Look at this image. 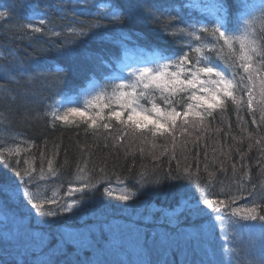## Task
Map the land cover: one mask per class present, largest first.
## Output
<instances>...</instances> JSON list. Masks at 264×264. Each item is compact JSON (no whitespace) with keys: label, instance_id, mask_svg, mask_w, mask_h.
<instances>
[{"label":"trees","instance_id":"1","mask_svg":"<svg viewBox=\"0 0 264 264\" xmlns=\"http://www.w3.org/2000/svg\"><path fill=\"white\" fill-rule=\"evenodd\" d=\"M118 2L123 7L126 21L102 41L91 34L79 37L76 32L67 30L69 27L86 29L87 25L94 22L91 15L79 12L72 0H0V11L10 10L9 17L0 19V51L3 53L0 56L3 61L0 68L8 71L7 77L0 74V157L4 158L0 159V180L7 181L12 176V170L5 164V160L13 168L17 166L16 161H19L22 171L34 169L33 175L37 177L29 185V189L34 193V199L44 204L43 211H62L60 205L65 200L68 203H72L73 199L78 200L77 207L73 208L77 215L65 211L61 217L38 218L35 210L23 198H10L0 192V197H6L7 205L12 207L6 210L7 217L12 218L14 223L19 218L29 221L27 228L31 230L30 222L34 220V225L54 226L55 231L78 229L87 224L88 219L94 222L120 214L141 224V211L150 215L151 222L157 221L159 219L155 218L160 216L159 209L170 210L178 205L171 203L175 195L170 192L169 182L166 180L160 185L140 188L136 184L139 173L146 172L148 178L155 179L163 177L169 171L175 173L179 170L182 174L186 167L190 168L194 179L200 178V190L195 193L196 198L204 193L206 198L213 201L224 200L229 203L231 199L235 201L231 208L240 211H244L245 205L251 208L255 202L258 205L257 211H260L264 208V120L261 119L262 112L249 110L247 100L239 110L231 100L216 106L212 117L204 120L200 129L194 133L195 136L180 146L168 144L169 141L150 134L142 135L138 144L128 142L127 138L118 141L121 126L113 120L107 130L101 126L102 121L97 120V129L93 131L76 119L68 122L55 119V115L60 113L52 109L55 101L50 99V84L61 83L63 92L81 84L91 70V61L102 55L112 54L110 46H114L116 42L111 37L117 36L128 41L141 39L171 48L177 47L176 41L181 44L188 42L187 37L178 31L175 37L168 34L173 29L162 31L168 22L164 14L170 10V0ZM99 3H111V0H89L88 11L96 12ZM237 3L238 0H229L232 10L237 8ZM34 12L43 14L47 21L45 25L38 24L39 17ZM65 13L67 16L62 19ZM153 17H159L161 23H154ZM29 22L44 31L35 33L24 28L23 25ZM101 23L106 24L107 20H102ZM133 26L137 29H132ZM53 32L60 35H52ZM69 45L71 46L67 48ZM50 65L59 66L62 71L58 74ZM19 68L24 69V72L14 70ZM37 72L42 77L29 83L27 77L35 76ZM107 115L108 113L104 114V117ZM253 119L255 123L252 122ZM114 144L116 147H113ZM153 146L161 148L159 151L152 150ZM50 159L53 161L52 171H49ZM81 168L84 171H80ZM100 169L104 170L103 173ZM89 176L93 177L91 184L94 187H90L85 193H76L75 197L65 194L70 186H80ZM109 184H119V188L124 191L121 195H130L132 200L124 202L118 197L107 196L105 188ZM50 200L58 203H49ZM130 205L138 209L137 213L126 210ZM155 206L159 207L154 208ZM6 213H3L4 217ZM26 214H32L34 219L27 218ZM180 219L190 220L187 215ZM52 231L49 230L53 234ZM100 235L101 239L94 242L96 251L77 246L76 243L65 250L63 245V249L57 250L56 264H64L69 260H79L86 264H153L156 258L149 256L145 259L143 254L131 260L132 253L128 252V247L123 254H118L115 249L119 250L121 246L117 247L112 243L110 246V237L103 236L102 230ZM50 240L51 245L58 241L53 236ZM192 242L185 240L184 252L189 255L188 244H191L190 248L196 256L199 254V246H202L198 242ZM260 249L264 252V245H260L259 249L249 247L239 258L243 263L249 264L245 257L250 254L261 264L264 256L252 252ZM170 254L173 257L171 260L163 256L165 264H181L179 260L186 258L177 253ZM193 255L188 262L201 264L198 261L190 262L194 260ZM15 259L16 256L0 255V260L7 264H15ZM157 261L161 264L160 258ZM201 261L208 264V260ZM188 262L186 260L184 264Z\"/></svg>","mask_w":264,"mask_h":264},{"label":"snow or ice","instance_id":"2","mask_svg":"<svg viewBox=\"0 0 264 264\" xmlns=\"http://www.w3.org/2000/svg\"><path fill=\"white\" fill-rule=\"evenodd\" d=\"M72 2L78 6L81 14L88 13L94 21L87 25L86 29L83 27L79 30L74 27L67 29L69 32H76L79 37H88L91 34L99 40H106L126 21L123 7L118 0H111V3H99L97 11L94 13L88 11L89 0H72ZM168 7L170 10L164 14L168 22L162 31L173 29L168 32L173 37L178 31L182 36L189 38V41H194L195 45L192 42L181 44L176 41L179 51L159 50L153 61L145 62L142 66L132 69L127 77H116L107 81L98 90L94 88L92 91L85 92V102L82 106H72V102L65 105L63 115L57 114L55 119L68 122L69 114L80 116L84 118L82 122L87 125V128L93 131L97 129V120L102 121L101 126L105 130L111 127L110 121L115 120L121 126V134L117 137L119 141L123 140L129 130L141 135L150 134L153 137H162L165 134L173 135L177 120H182L186 125L193 115L203 123L206 118L212 117L213 110L217 105H223L228 100L236 103L234 92L243 91L245 88L248 93V108L251 110L252 88L244 85V77L241 76L237 80L235 73L230 78L226 77L225 70L216 62L213 54L219 56L227 48L229 53L235 55L234 46L238 44V59L241 61L239 66L244 73L248 74L249 84H254V77L259 80L261 93L264 94V75L261 74V71L264 70V28L261 29L259 36L254 30V25L257 22L264 25V7L261 8L259 15H253L247 11L249 6L241 3L238 5V10L242 9L243 11H240V15L235 18L229 0H214L211 5L203 3V0H175ZM197 12L201 15L197 16ZM34 15L39 17V25L46 24L47 21L43 14L34 12ZM9 16L10 10L0 11V19ZM66 16L65 13L61 18H66ZM102 20H107V23H101ZM153 22L161 23V20L159 17H153ZM23 27L31 29L35 33L44 31L32 22L23 25ZM52 35L59 36L60 33L53 32ZM208 37L212 39L209 40ZM185 48L187 50H184ZM190 53H194L195 57ZM257 58H259L258 67L253 68L252 64ZM99 59L103 65V58ZM14 70L24 72L22 68ZM61 71L62 69L57 66L56 72L59 74ZM41 77L42 74L37 72L35 76H28L27 81L31 83ZM12 79L16 78L12 77ZM57 79H59V75ZM117 81L119 82L117 83ZM109 87L111 93L108 95V99H115L120 110L110 109L107 117H104L98 102ZM125 89H131V91ZM13 99L15 98L13 97ZM141 100L151 103V108L146 109L140 103ZM158 100L165 107L162 108L157 102ZM178 104L181 106V111L176 110ZM103 107H108V104ZM89 108L96 109L94 114L89 113ZM261 112V119L264 120V108L261 109ZM252 122L255 123V119ZM56 147L58 148V146ZM113 147L116 145L114 144ZM41 157L43 158V153H41ZM174 158L175 155H173ZM0 159L4 158L0 157ZM48 163L49 171H52L53 161L50 159ZM5 164L12 170V176L7 181L0 180V192L10 198H23L24 202L30 204L31 209L35 210L38 218L61 217L65 211L73 215L78 214L73 212V208L77 207V199H73L72 203L65 200L60 205L62 211H43L44 204L37 202L34 199V193L29 189V185L36 180L33 175L34 169L22 171L19 168V161H16L15 168L8 160H5ZM79 170L84 171L83 168ZM100 171L103 173L104 170L100 169ZM52 174L55 175V172ZM41 178L43 177L41 176ZM92 179L93 177L89 176L79 187L70 186L67 195L75 197L76 192L85 193L90 187H94L91 184ZM165 180L169 182L170 192L173 195H180L181 200L177 207L171 210H158L159 219L163 224L179 227L181 216H210L212 218L208 222L210 229L214 231L218 227L222 237L227 235L225 219L228 220L227 227L229 229L237 225L254 226L242 224L243 221L260 222L259 226L264 233V214H261L264 212V208L257 211L258 205L253 202L251 208L245 205L244 211H240L231 208V204L235 202L231 199L229 203L224 200L213 201L206 198L204 193L196 198L195 193L200 190V178L194 179L190 174L189 167H186L182 174L179 170L175 173L169 171L163 177L155 179L148 178L146 172H141L136 184L140 188H144L153 184L160 185ZM106 191L108 190L106 189ZM118 199L127 202L132 200V196L121 195ZM49 203H58V201L50 200ZM228 208L231 209L230 213L223 211ZM61 243L67 250L72 244L78 243V240L70 235L66 239L62 237ZM224 251L227 253L228 249H224ZM45 264H54V262L46 261ZM64 264H86V262L69 260ZM201 264L204 262L201 261ZM208 264H213V262L209 261ZM261 264H264V261Z\"/></svg>","mask_w":264,"mask_h":264},{"label":"rangeland","instance_id":"3","mask_svg":"<svg viewBox=\"0 0 264 264\" xmlns=\"http://www.w3.org/2000/svg\"><path fill=\"white\" fill-rule=\"evenodd\" d=\"M125 90H127V89H125ZM252 96H253L252 109L254 108L258 113H260L261 112L260 106H262V105L264 106V94L261 93V87H260L259 80H258V83L256 84V86L252 90ZM246 98L248 100V94L246 95ZM239 100H241V99H239ZM240 102L241 101H237L238 104ZM149 104H151V103H149ZM115 110H120V109L118 108ZM179 111H181V110H179ZM73 119H76L78 121H83L84 118L80 117V116L73 115V114H69L68 120H73ZM113 121H115V120H113ZM116 124H118V123L116 122ZM201 124L202 123L199 121V119L196 118L194 115L189 118V122L186 125L183 123L182 120L178 119L177 120V126L173 130V135L165 134L164 136H162V137L159 136V137L169 141L168 144H170V143H171V145H178L179 144V146H180V145H182V143H185V142L188 143L190 141V139L195 136L194 133L198 129H200ZM113 130H116V129H113ZM141 136H142L141 134H138V133H135V132L129 130L128 134L124 138H127L128 142H132L133 144H138V142H141V138H142ZM160 148L161 147L153 146L152 150L158 149V151H159ZM141 151H145V150H141ZM34 177H37V176L34 175ZM119 187H120L119 184L118 185L117 184L116 185L115 184H109L105 188L108 190V191H105L107 196L119 197L124 192ZM67 193H68V191H66L65 194H67ZM76 193L79 194L80 192H76ZM37 195H39V192ZM177 196H178V198L175 195L174 198L172 199V201H171L172 204H178V202H180L181 197H180V195H177ZM171 203L170 204L168 203V204L172 205ZM91 204H93V203H91ZM131 205H130V207H127L126 210H128L129 212L132 211V212L137 213L138 209L131 207ZM158 207L155 206L154 208H158ZM174 207H177V206L175 205V206L171 207L170 210L173 209ZM150 209H152V208H150ZM2 211H0V214L2 213ZM30 215L32 216V214H30ZM187 216H188V219H190V220H186V221L184 220L183 221L180 219L179 227H174V226L170 227L167 224H163L161 222V220L159 219L160 216L155 218V219H159V220L152 221V223H148V221H150V220H147L145 224L157 225L159 227L166 226L168 228V230L167 231L159 230V232H160L159 234H156L155 232H153L154 237L152 240H149V243H147V244H139V241L142 242L145 239H147V237L140 238L137 233H135V232H133V230H131L129 233H126V234H128V236L121 237L120 239L118 238L117 242L115 244H113L117 247L121 246V248L119 250L118 249H115V250L118 251V254H123L124 250L129 245H132V243H134V244H137V247L134 248L132 252H130V253H132V254H130L131 260H132V258H137L138 256H143V254H144L145 259L147 257L149 258V256H153V257H156V258H154L155 260L153 259L154 262L156 261V264H159V262L157 261L158 258H160L161 264H165V261H164L165 257L169 258V260H171L173 258L167 249L169 247H174L175 244H178L177 238L175 236V230H177V231H185V230L188 231L191 234V236L193 237V240L197 239L199 241V244L203 245L204 247H206V246L208 247V245H209L208 240H209V238H211L210 232H208V228L205 229L206 230L205 231L204 228L199 229V227L196 226V224L194 225L193 223H195V221L200 222V221L205 220V219L208 220L209 217L208 216H195V215H187ZM120 217L121 216L114 217L115 223H117V225H119V223L121 221V220H119ZM2 219L3 218H1V216H0V232H3V234H4L3 236H4L5 241L7 240V236H6L7 234H10V237L12 236V239H14L15 237L18 239H21V243H14V245H12L11 250H12L13 254L18 255L20 257H23V259H25V257L27 256V259L34 261V264H44L45 260L50 259V261H52V258L54 259L55 255L53 256V251H54V248H57L58 246L57 247L54 246L53 248L51 246L45 254L42 253V251L45 249V246L48 244L49 239H51L52 236L55 238H58V245L59 246L63 245L61 243L62 237L66 239L67 237H69L71 235V236H75V238L78 240V243H76L77 246L85 247L87 249L90 248L93 251L95 250L94 240L93 241L91 240L92 238L90 237V232H89V229H90L95 233V235L97 234L98 229H97V227L95 228L94 225L91 227H88V228L84 227V228H81L78 230H73V229L67 228L66 230L59 231V234L55 233V230H54V234H52L51 232H49V230H52L51 228H53L54 226H50V225H46V224L45 225L37 224L40 227H42L43 230L48 229V231L45 230L46 232L43 233L42 228L37 227V225L35 226V229H33V230L27 228L29 221H24V220H19L18 222H16V224H17L16 227L12 231H8L7 229H4ZM192 221H194V222H192ZM31 222L33 223V220ZM122 222H124V220ZM250 222H253V221H250ZM68 225H70V224H68ZM105 226H107V225H103V226H101V228H103ZM33 227L34 226H32V228ZM205 233H206V235H205ZM116 234H117V236H119L118 233H116ZM78 235L85 236L86 238H88V240L83 239L82 236L80 237ZM220 237L223 238L221 235H220ZM206 238H207L208 242L206 241ZM154 239H157V241L155 243H153ZM150 243H153V244H150ZM109 245L112 246L111 243H109ZM235 249H236V246L232 247V251H228L227 253H225V251H224V255L222 257V260L220 261V262H222L221 264H223L224 260L231 261L234 258L235 253L233 252V250L237 251ZM201 251L204 252L205 250H201ZM29 254H32V255L28 256ZM204 254L207 258L206 260H208V262H209L210 260H212V255H214V258L217 256V251L215 249H213L211 251L209 248H207L206 251L204 252ZM164 255H165V257H163ZM28 257H30V259ZM154 262H153V264H154Z\"/></svg>","mask_w":264,"mask_h":264},{"label":"bare ground","instance_id":"4","mask_svg":"<svg viewBox=\"0 0 264 264\" xmlns=\"http://www.w3.org/2000/svg\"><path fill=\"white\" fill-rule=\"evenodd\" d=\"M174 0H170V2L172 3ZM169 2V3H170ZM170 3V4H171ZM170 4H168V5H170ZM132 29H137V27H135V26H133V28ZM144 33V32H143ZM150 43H151V41H149ZM71 45H69L67 48H69ZM64 47V46H63ZM64 48H66V47H64ZM118 51H119V48L116 46V45H114V46H110V52L111 53H113L114 55H116L117 53H118ZM94 63V62H93ZM3 64V61L2 60H0V65H2ZM0 74H2V75H4V76H6L7 77V74H8V71L7 70H5V69H3V68H0ZM3 82L4 83H6L5 82V79H3ZM1 83H2V81H1ZM8 83V82H7ZM143 221H147V220H152V218L150 217V215L149 214H147V213H145V212H142L141 211V214H140V216H139ZM86 225H88V224H91L92 225V220H90V219H88L87 221H86ZM148 223H152L151 221H148ZM119 234V236H117V235H114V236H111L110 238H109V243H112V244H115L116 242H117V240H118V238L120 239L121 237H125V236H128V234H126L125 232H123V231H121L120 233H118ZM82 236V235H81ZM83 237V239H86V240H88V238H86L85 236H82ZM137 247V244H134V243H132V245H129L128 246V252H132L133 251V249L134 248H136ZM95 251H96V249H95Z\"/></svg>","mask_w":264,"mask_h":264}]
</instances>
